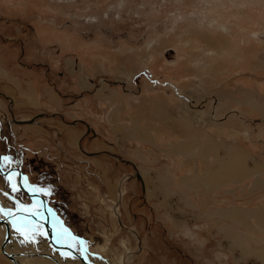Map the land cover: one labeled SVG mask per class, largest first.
Instances as JSON below:
<instances>
[{
  "label": "rangeland",
  "instance_id": "rangeland-1",
  "mask_svg": "<svg viewBox=\"0 0 264 264\" xmlns=\"http://www.w3.org/2000/svg\"><path fill=\"white\" fill-rule=\"evenodd\" d=\"M0 66L3 247L48 252L17 166L97 261L264 264V0H0Z\"/></svg>",
  "mask_w": 264,
  "mask_h": 264
},
{
  "label": "bare ground",
  "instance_id": "bare-ground-1",
  "mask_svg": "<svg viewBox=\"0 0 264 264\" xmlns=\"http://www.w3.org/2000/svg\"><path fill=\"white\" fill-rule=\"evenodd\" d=\"M67 38V37H66ZM113 119V117H112ZM119 128V126H115L114 127V130H117ZM135 128L132 129V132H129L127 131L126 134L128 135H137L135 133ZM118 131V130H117ZM2 171L4 170H8L10 169V167L5 163H3V166L1 167ZM11 174V173H10ZM17 174H18V171H17ZM219 177H222L221 175H219ZM14 178V177H13ZM18 178V179H17ZM16 180H18V185H17V189L22 191L20 188H19V184L22 185L23 187H25L27 190L29 191H33V189L31 188V186L25 182L23 179H25V176H22L20 177H17ZM8 179V178H7ZM26 180V179H25ZM9 183L11 181V175H10V179H8ZM27 181V180H26ZM215 178L210 176L209 179H206L204 180V184L208 187L211 188V186L215 185ZM23 192V191H22ZM24 193V192H23ZM31 198V197H30ZM38 198H33V201H37ZM32 200V199H31ZM5 203V202H4ZM2 202V204H4ZM34 203V202H33ZM41 206V207H40ZM1 207V206H0ZM5 207V205H4ZM39 210H37L36 212V218L37 219H40L41 217L44 219L45 215H44V207L43 205H39ZM2 208V207H1ZM42 209V211H41ZM45 211L46 213L49 215L50 217V220H51V226L57 230L58 228H56V224H55V220L53 221L52 220V217H55V215L53 214L52 210L50 207L46 206L45 207ZM50 210V211H49ZM49 211V213H48ZM40 216V218L37 217ZM233 217V216H232ZM58 221L57 217H56V222ZM7 223V222H6ZM8 224V223H7ZM12 224V225H11ZM0 228L1 230L3 231V233L5 232V229L7 228L8 231L7 232H10L13 231V223L12 221H9V225L11 227H9L8 225L6 226L5 224L3 223H0ZM251 226V230H256V227L254 225H250ZM60 230V229H59ZM229 231V230H228ZM61 235H65V234H60V233H57V232H53V237L55 236L54 238V243L51 242L49 240V242L51 243H47L45 242V239L43 240V245L46 246L47 248V256L42 254V253H36L38 250V245L37 243L39 244V242L41 243V238L40 237H35L36 240L35 242L33 240L31 241H25V239H22V238H16L15 235L12 236L11 238V241L8 243V245H4V247L2 246L3 245V239L5 237H2L0 235V246H1V251L2 253L4 252V255H9V254H15V258H18L21 262H19L20 264H63L64 262H71L72 264H86L85 262H87V260L90 262V263H97V264H111V263H108L107 261L105 260H101V258L99 259V261L96 260L95 257L91 256V255H88L86 254V252H88V248H87V243L84 241H82L81 243L79 241H77L78 239L74 238L72 236V234H67V238L69 239L67 241L66 244H58L57 243V240H60L61 241ZM232 235V234H231ZM233 237V236H232ZM231 237V238H232ZM236 237V236H234ZM25 243L28 247L27 250L24 251V249L20 248L19 246H16L17 244H12V243ZM37 242V243H36ZM63 242V241H62ZM233 242H235L236 245L240 246V248L242 249V253H245L247 252L248 253V247L246 248L240 241L236 240L235 238L233 239ZM7 243V242H6ZM48 244L49 245H52L54 248H51L50 251L48 249ZM13 245V246H12ZM58 246V247H57ZM244 246V247H243ZM251 249V248H250ZM249 249V253L251 254H254V255H257L259 258H262V260L264 259V249L263 250H255V249ZM56 250H57V253L58 252H64V253H61V256L57 255L56 253ZM36 251V252H35ZM245 251V252H244ZM9 253V254H8ZM20 253V254H19ZM31 253V254H30ZM19 254V255H18ZM18 255V256H17ZM11 260V259H10ZM40 261V262H38Z\"/></svg>",
  "mask_w": 264,
  "mask_h": 264
},
{
  "label": "water",
  "instance_id": "water-1",
  "mask_svg": "<svg viewBox=\"0 0 264 264\" xmlns=\"http://www.w3.org/2000/svg\"><path fill=\"white\" fill-rule=\"evenodd\" d=\"M12 169L18 171V177H19V179H20V177L24 176L23 173H21V171L18 169V167H16V168H12ZM0 173H1L2 175H5L6 177H10L8 170L2 171V169H1V154H0ZM19 188H20V189H21V190H22L27 196H30V197H32V198H38V199H40V201H41V203H42V205H43V207H44V215H45V217H44V219H37L35 215H33L32 217H33L34 219L40 221V222L43 224V226H44V228H45V230H46V232H47V235H48V237H49V240H50L51 242H53V244H55V243H54L53 232H57V233H60V234H64L65 232L62 231V230H59V229L55 230V229L51 226V220H50V217H49V215H48V214L46 213V211H45V210H46L45 207L47 206V202H46L45 198H44L43 196H41L40 194H38L37 192H35V191H29V190H27L25 187H23V186L20 185V184H19ZM6 222H7L6 219H3V218L0 217V223H3V224H5V225L7 226L8 224H7ZM6 229H7V228H6ZM7 231H8V229H7ZM65 234H72V233H70V232H66ZM57 247H58V246H57ZM85 263H86V264H97V263H90V262H88V261L85 262Z\"/></svg>",
  "mask_w": 264,
  "mask_h": 264
},
{
  "label": "crops",
  "instance_id": "crops-1",
  "mask_svg": "<svg viewBox=\"0 0 264 264\" xmlns=\"http://www.w3.org/2000/svg\"><path fill=\"white\" fill-rule=\"evenodd\" d=\"M0 68H2L4 71H6V74H4V75L9 76L10 71H8L7 69H5L6 66H4V67L0 66ZM17 83H18V86H14V88L12 87L11 89H9V92H8V93H26V92H24L23 90H21V88H20V86H21L20 81H18ZM28 90H29V92L32 91L33 93H35V91H36V87H35V86H32L31 89L28 88ZM54 96H55V95H54ZM54 96H53V97H50V96H49V97H50L49 100L52 101V102H55V103H56V101H55V97H54ZM28 98H29V96H28ZM31 98H32V97H30V99H31ZM32 99H33V98H32ZM139 128H141V127H139ZM141 129H142V128H141ZM144 130H145V129H144ZM146 131H148V130H146ZM189 146H190V145H189ZM189 146H188V147H189ZM183 147H187V146H182V147L179 148V150H180V149L184 150ZM230 215H231V214H230Z\"/></svg>",
  "mask_w": 264,
  "mask_h": 264
},
{
  "label": "flooded vegetation",
  "instance_id": "flooded-vegetation-1",
  "mask_svg": "<svg viewBox=\"0 0 264 264\" xmlns=\"http://www.w3.org/2000/svg\"><path fill=\"white\" fill-rule=\"evenodd\" d=\"M17 166H14V167H12V168H16ZM5 171V170H4ZM14 175H17V176H15V177H18V174H17V172H14L13 173V177H14ZM12 179V178H11ZM24 180V179H23ZM27 182V181H26ZM28 184H29V182H27ZM18 184V183H17ZM30 185V184H29ZM38 200V199H37ZM1 201V200H0ZM2 202V201H1ZM50 211V210H49ZM49 211H48V213H49ZM47 243H48V241H47ZM13 244V243H12ZM13 246V245H12ZM51 248H54L52 245H49L48 244V249H49V251H50V249ZM36 252V251H35ZM43 254V253H42ZM19 258V257H18Z\"/></svg>",
  "mask_w": 264,
  "mask_h": 264
},
{
  "label": "snow or ice",
  "instance_id": "snow-or-ice-1",
  "mask_svg": "<svg viewBox=\"0 0 264 264\" xmlns=\"http://www.w3.org/2000/svg\"><path fill=\"white\" fill-rule=\"evenodd\" d=\"M6 159V158H5Z\"/></svg>",
  "mask_w": 264,
  "mask_h": 264
}]
</instances>
